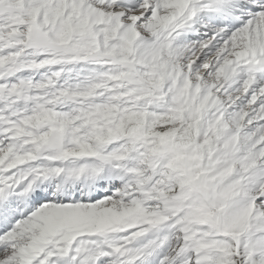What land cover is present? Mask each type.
Segmentation results:
<instances>
[{"label": "snow or ice", "instance_id": "1", "mask_svg": "<svg viewBox=\"0 0 264 264\" xmlns=\"http://www.w3.org/2000/svg\"><path fill=\"white\" fill-rule=\"evenodd\" d=\"M0 264H264V0H0Z\"/></svg>", "mask_w": 264, "mask_h": 264}]
</instances>
